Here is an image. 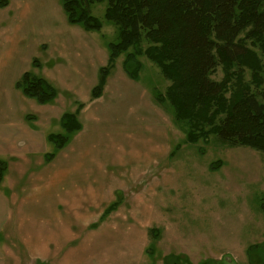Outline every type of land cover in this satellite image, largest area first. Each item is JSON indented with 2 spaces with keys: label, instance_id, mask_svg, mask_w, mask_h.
I'll return each instance as SVG.
<instances>
[{
  "label": "crops",
  "instance_id": "1",
  "mask_svg": "<svg viewBox=\"0 0 264 264\" xmlns=\"http://www.w3.org/2000/svg\"><path fill=\"white\" fill-rule=\"evenodd\" d=\"M5 1L0 6V161L4 163L0 179V264H89L95 249L96 210L102 220L120 211L129 218H142L149 210L143 209L142 194L131 197L121 193L118 178H96V171L103 172L108 165L100 163L96 168L88 147L66 144L46 160L45 155L54 150L47 138L55 134L50 128L60 125L63 113L74 112L82 104L77 113L81 127L72 141L76 143L81 137L83 141L88 122L105 120L96 116L97 110L112 96L123 94L126 106L137 109L143 103L154 105L151 89L139 83L140 71L137 79H131L121 62L120 68L114 64L102 94L91 99L98 70L108 58L102 30L70 24L60 0ZM33 59L37 65L32 64ZM24 72L45 79L56 91L55 97L40 104L25 96L15 86ZM145 92L147 99L143 98ZM94 115L100 119L91 121ZM142 117L141 109L135 112V120ZM121 135L122 141L128 139ZM115 150L112 154L117 157L123 147L118 144ZM141 152L134 154L136 162H142ZM114 165H119V158L110 162ZM129 198V206L121 205ZM32 200L38 203L37 210L27 213ZM112 203L116 204L114 209L102 217ZM125 220L121 222L125 224ZM139 234L143 255L148 230L142 234L141 229ZM165 255L169 260L177 257ZM164 258L154 264H169Z\"/></svg>",
  "mask_w": 264,
  "mask_h": 264
},
{
  "label": "rangeland",
  "instance_id": "2",
  "mask_svg": "<svg viewBox=\"0 0 264 264\" xmlns=\"http://www.w3.org/2000/svg\"><path fill=\"white\" fill-rule=\"evenodd\" d=\"M89 9L101 21L105 41H116V27L104 18L105 2L91 4ZM146 45L142 38L141 46ZM254 51L264 63L261 50L255 47ZM123 58L124 53L116 58L117 68ZM138 59L139 83L151 89L154 105L143 103L141 108H129L123 94L110 96L96 114L105 120L94 115L91 121H101L86 124L87 138L75 139L74 143V135H70L66 143V147L92 149L96 168L100 163L108 165L103 169L105 177L97 169L96 178H118L121 193L131 197L142 194L143 209L149 210L142 218H129L128 213L118 211L103 220L98 219L96 210L95 249L89 264H154L162 261L165 253L177 256V261L165 257L169 264H264V211L260 207L264 154L249 147L225 145L214 135L205 141L188 142L186 125L174 119L172 107L153 99L154 94L164 93L169 81L144 55ZM212 78H222L220 66ZM245 79H249L248 70ZM143 98H148L146 92ZM140 109L142 120H135V112ZM50 129L65 134L59 124ZM122 133L127 140L122 141ZM118 144L123 152L116 157L112 153H116ZM140 150L142 162H136L133 157ZM118 158L119 165L110 166ZM81 160L83 157H79ZM131 199L121 205L129 206ZM37 206L35 200L30 201L27 213L36 211ZM121 217L126 218L125 224ZM113 223L117 225L109 226ZM149 228L154 229L156 237L146 234ZM141 229L146 234L143 255Z\"/></svg>",
  "mask_w": 264,
  "mask_h": 264
},
{
  "label": "trees",
  "instance_id": "3",
  "mask_svg": "<svg viewBox=\"0 0 264 264\" xmlns=\"http://www.w3.org/2000/svg\"><path fill=\"white\" fill-rule=\"evenodd\" d=\"M70 24L100 31L101 21L90 5L105 2L104 18L116 27V41L107 42V62L98 70L90 98H98L116 58L124 53L122 68L137 79L144 55L169 81L157 104L168 103L176 121L186 125V140L195 143L216 136L228 146H243L264 154V0H60ZM6 4L0 0V6ZM142 38L147 45L141 46ZM33 65L37 60L33 59ZM221 67L222 78L212 74ZM249 79H245V71ZM25 96L43 104L56 91L43 78L24 72L15 83ZM65 112L60 126L65 134L48 135L54 151L61 149L81 127L77 113ZM4 163L0 161V179ZM263 203L260 207L264 211ZM116 206L110 204L106 216ZM148 235L156 237L153 228Z\"/></svg>",
  "mask_w": 264,
  "mask_h": 264
}]
</instances>
